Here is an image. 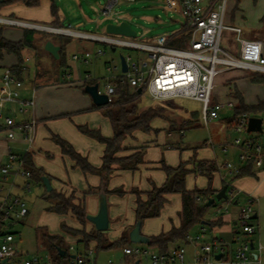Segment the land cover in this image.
I'll return each mask as SVG.
<instances>
[{"label":"rangeland","instance_id":"374dc122","mask_svg":"<svg viewBox=\"0 0 264 264\" xmlns=\"http://www.w3.org/2000/svg\"><path fill=\"white\" fill-rule=\"evenodd\" d=\"M106 1L54 0L56 18L59 20V25L63 27L97 35L106 34L104 27L108 22L119 23L126 21L137 33L131 39L139 42H148L151 38L161 34H166L167 36L177 34L183 26L181 14L168 9L162 2L152 0L118 1L113 6L111 13L104 15L101 9ZM6 24L0 22V26H7ZM224 24L241 27L243 37H253V35L262 33L264 31V0H227ZM15 29L11 28L10 32L5 29V35H9L11 38L14 37L15 34L12 33V30ZM16 30L19 33L18 29ZM179 35L181 39H172L168 45L184 47L185 38L187 39L188 36L185 35L183 39L181 31ZM234 36V32L224 29L220 45L237 56L238 52L235 48H238V44ZM63 37L64 39H69L66 44L67 46H65V52L66 64L72 67L73 70L71 80L78 74L83 76L89 73L99 83L101 90H103V78L112 72H119L118 68L114 70L113 67H119L120 54L131 55L135 60L146 54L142 50L122 46H117L112 51L109 45L101 42L75 36ZM38 49L40 66L43 67L39 58L42 54L50 59V68L52 70L61 72L59 62L48 55L49 53L45 49V51L41 50V48ZM83 49H88L92 52V55L87 58V63L79 62L72 57L73 54ZM98 49L102 51L101 54H96ZM25 64L29 66L30 70L34 68V61L32 59H26ZM252 76V72L243 69L229 70L219 74L215 78V83L218 84V88L216 89L217 98L220 101L232 99L231 101L237 102V99L234 97L236 91L243 96L244 100V93L246 92V100L250 103L264 97V84L248 83L251 82L250 78ZM227 77L228 79L223 81ZM243 90L246 91L244 92ZM136 104L138 109L155 106L162 107L165 110L163 116H157L152 119L150 123L151 130L148 132L137 130L124 139V142L130 145V147L145 144V161L152 163L153 166H140L134 172L121 173L120 176H111L108 183H106V188L112 190L120 187L122 193L108 194V214L112 221L109 228L105 230V233L110 242H116L120 239L122 233L127 231V240L131 247L140 246L152 250L153 248H149L147 244L130 241L129 229H126L125 226L135 221L134 211L137 198L145 201L147 199V192L152 186H159L163 182V180L161 182L159 180L160 177L164 176L161 162L163 161L166 165L171 166L184 162L187 168L191 170L185 179L186 188L190 190L195 187L205 189L209 185V180L206 176L192 171L193 160H216L217 164L229 161L237 166V164H240L237 157L239 150L232 145L234 139L237 137H251L254 136V133L247 131L236 132L232 131L230 126L228 127L226 117L231 114V109H223L219 112L218 119L204 124L199 117L201 104L191 99L173 98L164 101H153L146 92H143L137 99ZM259 116L264 119L263 113L259 114ZM80 125L98 129L105 137H111L113 134L108 118L101 111L80 108L79 110L70 111L65 115L57 116L47 124V128L44 127L41 131L38 130L35 142L28 150L26 149L27 146L25 144L21 145V141L15 137L11 140V151L20 156L26 153L32 154L34 166L40 169L43 168L42 171L49 176L54 192L66 193L67 188L65 183L70 182L77 193L84 196L85 212L86 215H90L91 206L95 205L97 200L95 196L89 195V193L87 195L85 191L89 185L98 181L96 179L98 177L92 175L85 178L80 168L72 166L70 157L61 153L59 145L53 138L54 135H57L67 140L77 152L86 156L90 163L93 165L94 163L100 164L103 145L97 140L81 133L78 129ZM224 145L228 146L226 153L222 150ZM2 163L3 161L0 167ZM190 166L191 168H189ZM221 173L224 174V170H221ZM224 176L226 177L224 179L225 182L231 181V178H237L234 177L236 175L230 176L224 174ZM23 182L22 176L15 177L13 174H9L7 178L3 179L0 175V184L7 188L11 187L12 193L20 195L24 200L25 208L28 212L24 217L22 216L15 220L10 228V231L14 232L15 249L23 252L19 256L20 260L23 262L26 257L31 258L37 254V256H43L46 253L51 254L48 251V244L41 236L44 229L48 233L62 235L64 247H67L71 243L83 246L82 242L76 239L77 237L64 233L62 226L66 225L75 229L89 230L90 221L87 220L84 225H81L71 214L60 215L47 210L46 208L49 206L50 200L45 197L49 196V191L45 189L44 184L33 180L30 182L29 179V188L24 189ZM100 182H102L101 179L98 185ZM219 184H221V179L216 173L212 178L211 187ZM166 197L167 202L160 215L144 219L141 222V234L147 236L157 235L161 232V229L169 226L171 223L170 219L176 218L180 209V195L169 194ZM226 205L228 211L222 210ZM218 207L221 208V211L225 212V215L232 214L234 216L236 211V206L232 203H227L225 199L215 200L211 206L207 207L204 220L211 221L216 216L215 209ZM255 209H257V219L253 221L256 224L258 223L259 226H257V232L253 236L251 234L246 239L253 240L254 246L260 245L262 249L260 252H256L254 248L253 251L258 254V258L256 260L252 259L250 264H264V191L258 195ZM6 226L3 227L2 231H6ZM235 229L239 232L240 238L250 235L241 232L239 222L235 225ZM209 236L210 234L207 237ZM221 236H224L227 240L228 255L231 257V252L237 244L236 242H231V235L225 236L221 234ZM95 245L94 242L89 243V247L94 249L95 254L97 253L96 264H107L108 261H111L113 264L130 263V258H126L121 246L96 250ZM124 247H128V245H124ZM230 261L231 259L222 260L215 264H232Z\"/></svg>","mask_w":264,"mask_h":264},{"label":"built area","instance_id":"2783aa9c","mask_svg":"<svg viewBox=\"0 0 264 264\" xmlns=\"http://www.w3.org/2000/svg\"><path fill=\"white\" fill-rule=\"evenodd\" d=\"M118 1L137 0H108L101 9L102 14L111 13L113 6ZM164 3L168 9L181 14L183 26L181 32L183 39L185 35L184 47H173L168 45L172 39H181L179 32L174 35H157L148 42H139L122 35H97L69 27L49 28L61 35L75 36L78 38L102 42L110 47L122 46L130 49L142 50L146 52L143 57L135 60L131 55H123L126 63V71L122 70L121 62L118 73L112 72L103 78V90L98 86V93L107 96L108 102L112 100L114 93V81L127 83L133 89H140L142 94L146 92L153 101H164L173 98H186L198 101L201 104L199 117L204 124L218 119L219 112L223 109L234 107V101H218L213 99L215 88V78L226 71L243 69L252 73L264 74V49L260 40L247 39L242 36V28L239 26H228L224 24L225 9L227 0H152ZM1 22L10 24H21V22L0 18ZM28 27H40L34 24L24 23ZM41 28V27H40ZM224 29L235 33V41L238 44V55L235 56L224 49L221 43V35ZM137 35V33H136ZM135 35V36H136ZM78 53V54H77ZM73 54V59L87 58L92 54L88 49H83ZM97 54L102 53L100 49ZM91 80L89 74H85L80 79L84 84ZM22 80L16 77L11 68L6 67L0 75V119L6 137L10 140L15 138L19 131L23 142L28 150L34 143L36 133V119L34 117V94L29 99L20 97ZM34 92V88H33ZM16 104L17 112L31 114L26 121H16L14 116L4 111L9 110L8 105ZM251 115L243 113L236 118L230 129L232 131H246L248 118ZM264 119L261 118V132L255 131L251 137H237L233 141V146L239 150L238 159L241 162H251L254 168L264 166ZM222 150L228 151V146L224 145ZM28 152V151H27ZM218 170H224L225 175L234 176L240 169L229 161L217 164ZM0 174L3 179L9 174L15 177H29V171L25 167L23 156L15 154L9 149L6 152L5 160L0 167ZM224 180V175L221 174ZM28 183L24 187L28 188ZM11 187L7 188L0 184V231L9 221L17 219L26 214L25 203L18 195L12 193ZM226 198L227 203H232L237 194L242 190L235 185L227 183ZM258 199L252 194H247L246 203L238 211L237 220L240 223L243 233L252 234L256 231L257 225L253 223L256 214L255 205ZM219 216L221 208L215 209ZM227 211V205L224 209ZM214 227L201 225L194 234L186 236L187 243L197 247L193 258L186 259V248L184 245H175L167 251L149 250L143 247H123V253L135 256L136 261L127 264H214L215 255L222 252L224 243L212 230ZM210 234L209 237H207ZM0 240V264H4L6 259L13 257L18 250L12 245L13 235L10 233L1 234ZM251 240L242 242L234 251L233 264H250L252 259L256 260L258 254L252 253L250 247ZM261 246L257 247L258 252ZM72 253L67 264H88L93 256V249L78 250L73 245L69 246ZM253 256V257H252ZM40 258L33 256L23 261V264H39ZM107 264H113L108 261Z\"/></svg>","mask_w":264,"mask_h":264},{"label":"trees","instance_id":"16d2710c","mask_svg":"<svg viewBox=\"0 0 264 264\" xmlns=\"http://www.w3.org/2000/svg\"><path fill=\"white\" fill-rule=\"evenodd\" d=\"M40 0H0V8L5 5L14 2H21L26 6L34 7L39 5ZM53 1V0H52ZM56 7L54 2L51 5L52 15H56ZM42 34L45 36V32H39L36 29L25 28L23 29V37L20 40H9L4 37L2 27H0V60L4 55H14L17 59V63L11 66L13 74L21 79V73L24 70V56L23 50L25 48H34L35 46V34ZM52 39L58 44V58L60 69L65 71L68 69L65 61V46L69 39H64L62 35H53ZM97 54V53H96ZM35 66H40V60L37 59ZM60 75V74H59ZM58 75V76H59ZM60 78H64L60 75ZM252 83L264 84V74L253 73L250 78ZM96 80H88L80 86L84 91V86L87 84H94ZM114 93L112 100L106 105H102L103 115L108 118L111 128L112 136H103L98 129L88 128L87 126L80 125L78 129L81 133L100 142L104 149L102 153V163L100 167H95L90 164L87 157L77 152L72 145L65 139L54 135L53 138L60 146L63 154L70 157L74 161V166L81 169L83 174H97L103 176L113 171L112 165H118L121 170L138 169L139 165L143 162L144 146L135 149L134 152L128 155L119 156L118 154L124 150H130L123 145L125 137L131 135L135 131L148 132L151 130L150 123L154 117L163 116L165 110L162 107L148 106L143 109H138L136 101L140 97V93L136 89L131 88L127 83H120L119 80L114 81ZM87 94V93H86ZM234 97L237 99L234 107L232 108L231 115L226 117V123L228 127L236 121V118L246 113L248 115L258 114L264 111V98L257 100L253 104L246 103L242 95L236 91ZM98 107L92 105V108ZM197 117V116H196ZM25 167L29 171V179L35 182L43 183V171L36 168L33 164L30 153L23 155ZM192 171L200 175H204L209 180V185L205 189L194 188L192 190L187 189L185 185V179L187 174L191 171L187 168L184 162H179L176 166L166 165L161 162V169L165 173V180L159 186L153 185L147 192V199L141 201L139 198L136 200L135 208V223L142 222L144 219L158 217L167 202V195L178 194L180 195V210L178 212L179 225L175 226L171 223L170 228L167 231H162L157 235L148 236V247L156 249L158 251H167L176 244H184L187 242L186 236L197 225H208L209 227L220 226L222 224L221 219L206 221L204 215L208 206H206L207 200L214 197L216 191L211 188L212 178L217 171V165L213 160H193ZM254 167L251 162H248L241 167L240 172L235 177L244 175H253ZM105 173V174H104ZM107 195L109 193L121 194L120 188L108 190L106 187L103 189ZM50 200V204L47 210L53 211L56 214L66 215L71 214L81 225H84L87 221V215L85 212L82 199H78L73 192L65 194L62 192L49 191V196L45 197ZM48 200V201H49ZM213 204V203H212ZM211 204V205H212ZM63 231L67 234L77 236L79 235V241L84 245V250L89 248V243L94 242L96 250H102L111 248L114 246L123 247L128 243L127 231L123 232L120 239L116 242H110L106 236L105 230L99 231L97 229H91L89 231L85 229H75L66 225L62 226ZM3 234L0 231V235ZM42 238L48 244L49 250L54 258L61 257L60 251H64L63 257H68V249L64 247L63 238L58 235H51L45 231H42ZM72 255H70L71 257ZM135 261L134 256H130L129 262Z\"/></svg>","mask_w":264,"mask_h":264},{"label":"crops","instance_id":"0c3cea01","mask_svg":"<svg viewBox=\"0 0 264 264\" xmlns=\"http://www.w3.org/2000/svg\"><path fill=\"white\" fill-rule=\"evenodd\" d=\"M107 1H106V3H107ZM53 2H54V0L53 1L52 0H40L39 5L34 6V7L26 6L21 2H14V3H10V4L5 5L2 8H0V18H5V19H10V20H15V21L21 22V24L7 23L6 24L7 26H4V27L0 26V27H2V32H3L4 37H6L7 39L13 40V41L20 40L23 37V29L32 28V27H28L27 25H23L24 23L34 24V25L40 26L41 28H32V29H36L39 32L44 31L46 33L45 36H41L42 34H39V33L35 34V36H34V39H35L34 48H25L23 50L24 70L20 76L21 80H22V87L20 88V93H19L20 97L23 99H29L34 94V102H35L34 117L36 119V133H35L34 142H35L36 134L38 133V130L41 131L42 128H44V127L47 128V124L49 122H51L52 119L56 118L59 115H63V114L65 115L66 113H68L70 111L79 110L80 108H87L90 110H98V111L103 112V108L101 106H98L96 108H92V105H94V103H93L91 97L88 94L84 93L82 91V89L80 88V86L82 85L80 83V79L82 77H84L85 74L83 76L78 74L75 78H73V80H71L72 79L71 74L73 72L72 67H70L66 64L68 66V69L65 71H62V69H60L61 72L60 71L57 72L56 70H52L50 68V62H49L50 59L47 58L46 56L42 55V54L39 56V58L41 59L43 67H41V69H40V67L38 68L37 66H35L36 60L38 59V51H39L38 48H41V50H44L43 47H44V44L46 41H51L55 45H58L52 39L53 35H57L58 33L55 31L49 30V29L45 30L42 28V27H47V28L63 27V26L59 25V20H58V18H56V15L54 16L51 13V5ZM54 4H55V2H54ZM4 23H6V22H4ZM11 28H16L19 31V33H17L16 29L12 30L13 31L12 33L15 34L14 37H12V38L9 35H5V29L10 32ZM242 33H243V31H242ZM58 35H61V34H58ZM62 36H67V35H62ZM260 36H262V37H260ZM245 38L260 40L263 44V49H264V31L258 35H253V37H245ZM234 39H235V36H234ZM111 48H113V47H111ZM65 49H66V47H65ZM235 49L238 52V48L236 47ZM65 54H66V52H65ZM48 55H50L52 57V55L50 53ZM28 58L30 60L32 59L34 61V68L32 70H30L29 66H27L25 64V61ZM74 60H77V61L82 62V63H87V61H88V59H87V61H84L82 58L74 59ZM65 61H66V55H65ZM119 61H120V59H119ZM0 62H1V64H0V75H1L2 70L6 67L10 68L11 66L15 65L17 63V59L14 55L9 54V55H4L3 59ZM44 62L45 63L47 62V63L45 64ZM48 62H49V64H48ZM63 73H64V78H60L59 76L60 75L63 76ZM86 74H89V73H86ZM235 75H237V74H235ZM235 75H231V76H235ZM226 79H228V77L224 78L223 81H225ZM91 80H96V79H93L91 77ZM96 83L99 86V83L97 81H96ZM248 83L254 84L252 82H248ZM255 84H261V83H255ZM33 88H34V92H33ZM217 88H218V84L215 83V88H214V92H213V99L220 101L216 95V89ZM243 91L245 92L246 90H243ZM244 98H245L244 101L246 103L253 104V103L257 102V100L263 99L264 97L258 98L255 102L250 103L246 100V92H245ZM8 107H9L8 108L9 110L4 111V113H8V114L13 115L16 121H26L27 119H29L31 117V114L29 112H27V113L17 112V105L16 104H10V105H8ZM261 113L264 114V111ZM261 113L254 114L251 116H256V117H259L261 119V117L259 116V114H261ZM0 122H1V119H0ZM263 127H264V123H263ZM17 132L15 134L16 135L15 137L17 138V140L21 141V145L25 144L23 142L21 133L19 131H17ZM250 132L254 133L255 131H250ZM258 132H261V131H258ZM0 136H1L0 137V164H1V162L2 161L4 162V160H5L6 152L12 148L11 147V140L6 137V133L3 130L2 123L0 124ZM123 145L127 146L131 149L130 150H124V151L120 152L118 154L119 156L128 155V154L134 152L135 149H133V148H139L142 146L145 147V144L130 147V145L126 144L125 142L123 143ZM59 148H60V146H59ZM103 149H104V147H103ZM60 150H61V148H60ZM61 153H62V151H61ZM63 155H65V154H63ZM31 157H32V159H34L32 154H31ZM101 157H102V155L100 156V160H101L100 164H98V163H94V165L92 163H90V164L95 166V167H100L101 163H102ZM237 157H238V155H237ZM213 161H215V163L217 164L216 160H213ZM71 162H72L73 167H77V166H74L73 160H71ZM247 163L248 162H241L240 161V164H237V166L239 167V169H241V167ZM140 166L150 167V166H153V164L146 162L145 157L143 155V162L139 165V167ZM112 167H113V171L109 174L104 173L105 175H103V176H100L97 174H90V173L84 174L85 178L88 176L91 177L92 175H95V177H98V178H96V179H98V181H95L94 184L89 185L87 190L85 191V193H87V195L89 193V195L95 196V198L97 200L96 204L91 206V211L89 213L90 215H87V216H93V215L97 214L98 209H99V203H100V195H102V194L105 195L107 210H108V200H107L108 194L106 195L104 193L103 189L106 187V183H108L111 176H115V175L120 176L121 173L126 174L129 172H134L132 170H121L119 168V166L115 165V164L112 165ZM77 168H79V167H77ZM189 168H191V166ZM253 171H254L253 175L239 176L237 178H231V181H229V183L235 185L238 189L242 190V192L237 194V196L235 197V199L232 202V204L236 206V211L234 213V216H232V214H226L225 215V212L221 211L219 216L216 215L212 219V220L221 219L222 224L220 226H213L214 228H212V230L224 243L222 252H219L221 254V257H220V259L215 258L214 264L216 262H219L222 260H224V261L229 260V259L232 260L233 255H234V251L239 246V244L246 241L247 240L246 238L248 236H251V234H250V235H245L244 237L240 238L239 232L237 231V229H235V225H237V223H238V220H237L238 211L241 208V206H243L247 201V194H252L255 197H257V199H258V195L260 193H263V191H264V166L261 168H254ZM216 173L219 175V177L221 179V174H222L221 170L217 169L215 174ZM224 174H225V171H224ZM224 174H222V175H224ZM43 177H46L50 183L49 176L46 173H44ZM225 178L226 177L224 176V179ZM23 179H24L23 183H28V185L30 184L31 181L29 182V178L23 177ZM100 179L102 182H100V184L98 185V182L100 181ZM159 180H160V182L162 180L163 181L165 180V173H164V176L160 177ZM227 183L228 182H225L223 179H221V184L212 186L211 188H212V190L216 191V193H217L222 188V186L225 184L227 185ZM65 185L67 188V192L65 194H70L71 192H73L74 195L78 199H82L83 204L85 205L84 196H82L80 193H77L75 188H73V186H71L70 182L69 183L66 182ZM23 188L28 189L29 186H28V188H25L23 186ZM118 188H120V187H116L115 189H118ZM45 189H46V187H45ZM52 189L53 188L51 186V190ZM226 190H228V189H226ZM240 198H241V201H240ZM256 206H257V203L255 205V208H256ZM255 211H256V214L254 216V219H257V209H255ZM27 213L28 212H26L25 215H27ZM19 218H17V219H19ZM17 219H13L12 221H9L7 223V226H6L7 227L6 231H2L3 233H10L13 235V240H12L13 246H14V234H13L14 232H11L10 228L13 225V222ZM108 220H109L108 221V228H109L110 222L112 221V219L109 218V214H108ZM170 220H171V223H173L175 226L179 225L178 215H176V218L170 219ZM90 223L91 224H90V226H88V229L89 230L96 229L93 222L90 221ZM171 223L169 224V226H166V228L161 229V232L167 231L170 228ZM254 223H255V221H254ZM135 225H136V223L134 221L132 224H128L127 226H125V228L126 229L128 228L129 229L128 231L130 233V231L135 227ZM256 225L259 226L258 223ZM199 227H200V225L195 226L189 234L196 233L198 231ZM125 228H124V230H125ZM140 229H141V222H140ZM89 230H87V231H89ZM44 231L48 233V231L46 229H44ZM241 232H242V230H241ZM256 232H257V230L254 233H252V236ZM64 233H66V232H64ZM48 234H51V233H48ZM140 234H141V232H140ZM221 234H223L225 236L231 235V242H233V243L236 242V244H237L236 247L231 252V257L228 255L227 240L224 236H221ZM244 234H246V233H244ZM51 235H58V236L62 237V235H59V234H51ZM141 235L148 238L147 235H144V234H141ZM75 237H77L76 238L77 240L80 239L79 235H77ZM0 240H1V238H0ZM251 241H252L251 243L253 245L252 253H254V251H253L254 248H255L256 252H258L257 247L259 245L257 247H255L254 241L253 240H251ZM144 244H148V243H144ZM70 245H73L78 250H84L85 249L84 245L80 246V245H76V244L71 243V244H68V246H67L68 255H69L68 257H63V255L60 254L61 257L54 258V256L52 254L46 253L43 256H38L40 258L39 264H67L69 259H70V255H72V253L69 251ZM125 245L130 246L128 243H126ZM178 245H184L185 246V248H186V259L188 261H190L193 258L195 252L197 251V247L192 245V244H189L187 242L184 244H178ZM123 247H122V250H123ZM143 248H145V247H143ZM152 250H156V249H152ZM48 251L51 253L50 250H48ZM21 254H23V252L21 250H18V252L13 257L6 259L4 261V264H23V262L19 258V256ZM254 254H256V253H254ZM37 255H34V256H37ZM124 255L126 256L127 259L130 258V256H131V255H126V254H124ZM96 256H97V253L95 254L94 249H93V256L89 259L88 264H96ZM26 259H30V258L26 257L25 260ZM253 259H254V257H253ZM135 261H136V258H135ZM135 261H133V262H135ZM130 263H132V262H130Z\"/></svg>","mask_w":264,"mask_h":264},{"label":"water","instance_id":"95a60500","mask_svg":"<svg viewBox=\"0 0 264 264\" xmlns=\"http://www.w3.org/2000/svg\"><path fill=\"white\" fill-rule=\"evenodd\" d=\"M24 25V24H23ZM40 28V27H35ZM43 29H49L47 27H42ZM51 30V29H49ZM105 32L107 34L112 35H122L126 37H135L136 32L135 30L130 26V24L126 21H121L119 23H107L105 25ZM44 49L50 53L53 57L58 58V51L59 46L55 45L51 41H46L44 44ZM112 51L115 50V48H111ZM119 59L121 62L122 70L126 71V63L124 60V57L122 54L119 55ZM84 91L91 97L93 103L97 106L106 105L108 103V98L103 93H98V84H88L84 86ZM138 93H141V90H137ZM247 132L250 131H261V119L256 116H250L248 118L247 123ZM43 184L45 185L46 189L48 191L51 190V185L46 177L42 178ZM226 189L227 185H223L222 188L214 195V197L210 198L206 202V206H211L212 203H214L215 200H221L226 198ZM87 219L95 225V228L99 231L106 230L108 228V210H107V204H106V198L105 195H100V203H99V209L97 214L93 216H87ZM130 240L135 243H148L149 239L143 235L140 234V222H137L135 227L130 231ZM250 247L252 248V243L250 244ZM61 255H63L65 252L60 251ZM221 254L218 253L215 255L216 259H220Z\"/></svg>","mask_w":264,"mask_h":264}]
</instances>
